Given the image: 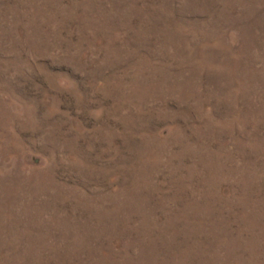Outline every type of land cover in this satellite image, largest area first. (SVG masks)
Segmentation results:
<instances>
[{
    "label": "rangeland",
    "instance_id": "374dc122",
    "mask_svg": "<svg viewBox=\"0 0 264 264\" xmlns=\"http://www.w3.org/2000/svg\"><path fill=\"white\" fill-rule=\"evenodd\" d=\"M0 264H264V0H0Z\"/></svg>",
    "mask_w": 264,
    "mask_h": 264
}]
</instances>
